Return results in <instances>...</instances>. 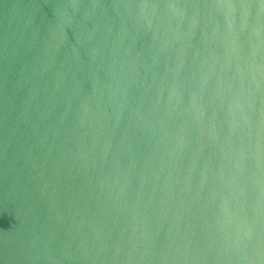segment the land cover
<instances>
[{"label":"water","instance_id":"1","mask_svg":"<svg viewBox=\"0 0 264 264\" xmlns=\"http://www.w3.org/2000/svg\"><path fill=\"white\" fill-rule=\"evenodd\" d=\"M142 2L212 0H0V264H248L234 56L115 15Z\"/></svg>","mask_w":264,"mask_h":264},{"label":"clouds","instance_id":"2","mask_svg":"<svg viewBox=\"0 0 264 264\" xmlns=\"http://www.w3.org/2000/svg\"><path fill=\"white\" fill-rule=\"evenodd\" d=\"M115 15L134 28L171 36L192 38L210 33L227 43L236 62L233 83L221 99L227 107L230 127L237 114L248 130L243 168L249 177L247 194L241 193L236 210L244 226L235 238L237 251L250 252L248 264L264 257V0H212L210 3H150L120 6ZM220 98V87L204 81ZM202 115V113H201Z\"/></svg>","mask_w":264,"mask_h":264}]
</instances>
